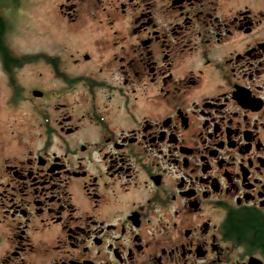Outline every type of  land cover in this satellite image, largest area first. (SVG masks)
I'll return each mask as SVG.
<instances>
[{"label":"flooded vegetation","instance_id":"af4514ba","mask_svg":"<svg viewBox=\"0 0 264 264\" xmlns=\"http://www.w3.org/2000/svg\"><path fill=\"white\" fill-rule=\"evenodd\" d=\"M27 7L0 0V264H264L231 229L264 219V0Z\"/></svg>","mask_w":264,"mask_h":264},{"label":"trees","instance_id":"16d2710c","mask_svg":"<svg viewBox=\"0 0 264 264\" xmlns=\"http://www.w3.org/2000/svg\"><path fill=\"white\" fill-rule=\"evenodd\" d=\"M231 229L240 236H246L253 243L264 246V219L256 216H246L231 221Z\"/></svg>","mask_w":264,"mask_h":264},{"label":"rangeland","instance_id":"374dc122","mask_svg":"<svg viewBox=\"0 0 264 264\" xmlns=\"http://www.w3.org/2000/svg\"><path fill=\"white\" fill-rule=\"evenodd\" d=\"M27 3H28V7L24 10L29 16H31V18L29 17V19L30 20L33 19V21L36 22L33 24H37L38 20L41 21L40 25L43 24V22L47 20V16H48L47 13L50 5L52 4V0H27ZM45 10L47 12H44ZM39 12L43 13V16H41V14L39 15ZM20 19L21 17L14 16L13 20L19 21Z\"/></svg>","mask_w":264,"mask_h":264}]
</instances>
